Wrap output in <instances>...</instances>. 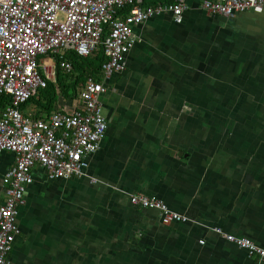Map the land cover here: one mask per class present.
Instances as JSON below:
<instances>
[{"label":"crops","instance_id":"0c3cea01","mask_svg":"<svg viewBox=\"0 0 264 264\" xmlns=\"http://www.w3.org/2000/svg\"><path fill=\"white\" fill-rule=\"evenodd\" d=\"M184 2L182 22L165 11L134 27L122 72L106 77L101 66L74 88L70 74L80 71L57 68L52 90L22 105L28 118L46 120L81 106L74 99L89 76L109 89L108 129L85 175L33 168L9 264H264L214 231L264 247V11L227 17L203 0ZM61 55L72 63L76 53ZM10 101L0 99V115ZM15 165V153L2 152L0 205ZM132 194L189 220L165 224Z\"/></svg>","mask_w":264,"mask_h":264},{"label":"built area","instance_id":"2783aa9c","mask_svg":"<svg viewBox=\"0 0 264 264\" xmlns=\"http://www.w3.org/2000/svg\"><path fill=\"white\" fill-rule=\"evenodd\" d=\"M203 7L215 15L264 11V0H203ZM187 9L184 0L146 4V0H0V99L11 98L0 115V155L12 151L16 165L5 175L6 199L0 205V264H9V254L19 231V207L33 182L32 170L41 165L51 178L85 175L87 157L101 147L108 120L102 96L109 89L89 76L76 103L62 106L49 119L28 118L22 105L39 89L56 81L57 68L73 71L61 51H74L82 57L102 50L101 71L110 77L126 67V55L136 42L134 27L155 14L170 11L182 22ZM49 58V59H48ZM141 208L155 209L165 224L186 222L189 218L172 210L163 200L130 195ZM214 231L264 260V247L250 239Z\"/></svg>","mask_w":264,"mask_h":264},{"label":"trees","instance_id":"16d2710c","mask_svg":"<svg viewBox=\"0 0 264 264\" xmlns=\"http://www.w3.org/2000/svg\"><path fill=\"white\" fill-rule=\"evenodd\" d=\"M168 1H173V0H168ZM158 2V0H152V1H146V4H153V3H156ZM100 51V50H99ZM69 59L72 61V64H73V67L75 69V71L81 73L80 77L78 75V77H76V79H73V77H75L74 75L70 74L71 75V78H69V81L68 82V79H66V81L68 82V85L72 84V86L74 88H76L77 84L79 83V79H83V77L88 73V74H92V72H98V70H100V67L102 66V62L104 61L105 57L102 56V53L101 52H98L97 53V56L95 57H92V56H89V57H82V56H79V55H73L71 57H69ZM94 70V71H93ZM94 74V73H93ZM64 80L65 78L62 80H60L61 83H64ZM53 82H49L48 84V87L44 88V89H41L39 91V97H43V93L44 91H48V90H52L51 87H53ZM54 92L52 94V97L51 99L48 101V104L51 105V104H54L53 103V100H55V96H54Z\"/></svg>","mask_w":264,"mask_h":264},{"label":"rangeland","instance_id":"374dc122","mask_svg":"<svg viewBox=\"0 0 264 264\" xmlns=\"http://www.w3.org/2000/svg\"><path fill=\"white\" fill-rule=\"evenodd\" d=\"M77 93H79V88L77 89ZM106 112V110L104 109V113ZM106 114V113H105Z\"/></svg>","mask_w":264,"mask_h":264}]
</instances>
